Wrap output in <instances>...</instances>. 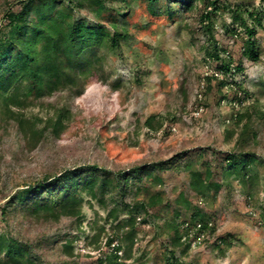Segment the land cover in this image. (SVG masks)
I'll use <instances>...</instances> for the list:
<instances>
[{
	"label": "rangeland",
	"instance_id": "1",
	"mask_svg": "<svg viewBox=\"0 0 264 264\" xmlns=\"http://www.w3.org/2000/svg\"><path fill=\"white\" fill-rule=\"evenodd\" d=\"M21 8L0 0V74L8 56L21 59L39 14L62 15L65 31L103 27L109 38L96 49L101 63H80L79 97H27L24 80L0 83V243L11 239L30 264H101L115 253L125 264H264V0H105L101 10L34 0L14 30L4 14ZM237 9L256 28L257 62L242 55ZM239 157L252 158L240 175L229 167ZM206 170L220 188L201 197L190 174ZM69 194L77 216L38 207L59 212ZM195 209L207 229L191 227ZM181 223L191 229L176 243ZM4 250L0 264H12Z\"/></svg>",
	"mask_w": 264,
	"mask_h": 264
},
{
	"label": "trees",
	"instance_id": "2",
	"mask_svg": "<svg viewBox=\"0 0 264 264\" xmlns=\"http://www.w3.org/2000/svg\"><path fill=\"white\" fill-rule=\"evenodd\" d=\"M33 1L34 0H21L22 8L19 12L8 11L4 14L8 23L15 27H13L14 30L24 29V27L20 26L19 22L27 17L29 13L28 8L33 4ZM90 2L91 4L93 3L97 10H101L105 0H90ZM43 15L44 14H39V26L35 29V33L29 38L21 41V50L23 51L21 52V59L15 60L14 57L8 56L10 57V60L0 74V83L4 85H12L18 80H24L26 83L30 84L27 87V97L34 96L40 98L45 94H52L65 89L77 90L75 94L79 97L82 94L81 88H83V80L80 76L81 74L78 73L80 63H84L86 68L87 66L101 63L100 58L96 55V49L105 44L109 36L103 27L83 28L81 25H78L70 31H65L60 26L59 22V20L63 18L62 15H59V19H54L52 15L48 17H44ZM252 15L253 14L249 16L254 17L255 20L253 22L256 21L257 25L260 27L261 23L259 22V19H257V16ZM204 19H210L208 12H206ZM232 22L236 27L241 26L246 35V40L242 43V55L253 62H257L259 54L254 42L256 28L247 23V20L238 9L232 14ZM237 29L238 28H236L235 31ZM232 32L234 31L232 30ZM123 37L125 38L126 34H124ZM85 54H91L93 58L88 59V57H85ZM215 57L218 59L217 54H215ZM222 69L226 76L227 72L230 70L229 66L226 64ZM236 70L238 72L241 71L240 68H236ZM212 77L213 76L211 75L207 79L211 81L209 78ZM219 84L224 85L222 82ZM243 115L244 114H241V111L236 112L234 117L236 124H238ZM62 120L63 117L60 113L52 124L54 135H59L60 130L63 128ZM19 121L22 120L20 119ZM153 121L154 118L152 117L146 120L145 124L148 128H153ZM247 127V125H244V130H246ZM240 135L243 137L244 133ZM251 160L252 158L239 157V160L232 161L229 167L233 169L232 171H234L235 174L240 175L244 173L243 171L247 168L248 162ZM227 162L229 163L230 160H227ZM210 176V170H206L204 173L198 171L191 172L189 181L190 190L198 196L206 197L211 188L219 189V184L209 181ZM105 181L106 179L104 180V183ZM41 185L43 184H39L36 188H41ZM47 185L51 187V184L47 183ZM82 185H85L89 191H92L95 182L93 180H85ZM63 200L59 212L54 211V207L49 203L38 204V207L46 209L56 218L61 215L66 217L77 216L79 213V210H77L80 205L79 200L72 194H69ZM186 204H188L187 207L190 206L189 203ZM191 219V227H193V229L196 228L200 231L208 228V222L205 220V216L197 209H195V212L191 215ZM134 221V217H131L130 220H128L131 226ZM183 227L184 223H181L182 235L178 234V228H176V238L174 242L180 243L182 238L188 236V232H190L191 228L189 229L188 225L184 228ZM3 241L4 242L1 241L0 243V251H2L3 248L5 249L4 251L10 259V263H31L29 259L26 260L24 258L22 248L17 246L11 239H3ZM72 247L73 245L71 242H66L64 249L66 252H70ZM116 251H118V249H116ZM100 262L101 264H125V259L124 261L120 260L115 253L105 256L104 260H101Z\"/></svg>",
	"mask_w": 264,
	"mask_h": 264
}]
</instances>
